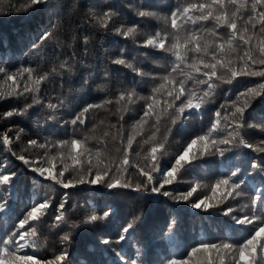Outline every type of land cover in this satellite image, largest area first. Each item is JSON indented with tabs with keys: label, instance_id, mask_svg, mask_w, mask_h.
<instances>
[{
	"label": "trees",
	"instance_id": "trees-1",
	"mask_svg": "<svg viewBox=\"0 0 264 264\" xmlns=\"http://www.w3.org/2000/svg\"><path fill=\"white\" fill-rule=\"evenodd\" d=\"M10 2L15 7H20L26 0ZM189 2L194 0H52L50 5L16 12L15 8H9V0H3L0 5V66L10 71L28 66L49 71L61 63L67 64L71 71L62 70L60 77L42 84L41 94L50 97L53 103L57 102L56 97L66 102L67 107L56 113L61 121L70 120L88 104L113 101L93 110L86 120V127H78L77 136L90 137L89 146L101 140L108 155L120 157V153L116 151L121 146L120 139L109 140L104 134H115L118 129L125 138L133 134V127L145 108V101L138 97L148 96L154 84L148 78H144L141 83V78L132 69L112 61L121 57L123 50L122 58L134 66L145 72L165 74L161 65L167 66L169 57L153 49L141 47L138 42L142 43L148 34L165 30L167 25L163 18L169 16L178 6ZM108 9L117 13L114 18L117 26L120 23L128 26L139 25L140 32L135 41L118 36L114 31L102 30L92 22L91 12ZM145 9L154 12L155 16H137L138 10ZM231 10L233 9L230 8L229 11ZM251 14L249 10L239 26H243ZM52 25H56L55 38L39 49L33 48L43 31ZM204 27L212 28L213 23L205 22ZM222 34L227 38L226 31ZM85 36L89 37L87 46L84 44ZM235 55L233 54L234 57ZM259 84H264V78L242 77L231 84H220L213 97L200 110L193 111L191 115L186 114L187 119L182 124L172 126L169 117H162L156 138L164 143L166 154L160 157L159 166L162 169L171 167L175 156L183 150L187 142L210 127L218 110L222 116L225 114L221 105L230 104L237 99L239 93ZM133 87L136 88L138 97L134 98L135 103L128 104V110L125 111L124 105L115 101L120 93ZM23 106V101H0V115ZM47 112V109L36 106L24 116L0 120V135L7 133L14 141L12 151L18 155L39 159L44 156V151L29 148L30 139L43 143L46 138L55 141L71 136V125L65 126L62 122L45 124ZM121 115L123 120L120 119ZM245 119L248 124L253 125L245 129V139L254 145L264 141V92L251 102L250 108L245 112ZM153 122L149 121L143 126V132L136 137L139 143L134 142L133 148L129 150L132 167L122 177L123 181L133 185L146 181V177L139 175L138 167L146 166L148 146L143 144V140L152 135ZM112 125H116V128L111 127ZM169 128L172 129L171 132L168 131ZM9 129L12 131L9 132ZM19 129L24 131L20 139L16 140ZM49 155H55V151H50ZM252 160L264 164V152L240 148L233 149L223 157L198 156L191 167L177 174V181L172 185H165L163 190L174 195L186 193L196 187L197 192L190 198L195 203L205 196L211 197L212 186L216 181L239 168L244 173L242 178L246 180V185L242 186L246 195L235 199L229 197L216 208L205 210L195 209L188 202H177L170 197L152 193L151 186L148 190L139 192L134 188L108 189L91 185L65 190L60 185L38 178L12 156L8 147L0 143V172L17 173L11 189L0 187V200L8 201V210L0 213V238H7L12 227L30 210L33 202L50 200L51 206L36 222L40 244L36 254L42 260L51 259L62 248H67L69 264H130L131 260H136L137 264H164L172 256L183 258L200 242H237L247 232L240 230L231 216H226L224 212L226 208H232V215H242L240 209L249 202L248 196L255 194V188H264V174L258 175L250 169ZM224 187L221 186V189ZM65 191L68 195L62 210L64 221L57 222L59 204L64 200ZM209 202L215 203L214 200ZM108 209L112 213L109 218L85 223L92 213L102 215ZM136 217L139 219H135ZM134 219V228L128 233L127 239L117 244L116 240L122 228ZM173 219L176 223L169 231V222ZM65 234L70 236V243L61 245L60 240ZM106 238L112 243H102ZM118 253L124 255L125 260L122 261ZM28 254L33 252L29 251Z\"/></svg>",
	"mask_w": 264,
	"mask_h": 264
},
{
	"label": "snow or ice",
	"instance_id": "snow-or-ice-1",
	"mask_svg": "<svg viewBox=\"0 0 264 264\" xmlns=\"http://www.w3.org/2000/svg\"><path fill=\"white\" fill-rule=\"evenodd\" d=\"M51 3L52 0H26L20 7H15L9 0V8L22 12ZM2 4L3 0H0V5ZM230 8L233 10L229 11ZM249 10L252 14L244 21L243 26H239V22ZM136 14L141 18L155 16L154 12L146 9L138 10ZM116 16L117 13L111 9L91 12L92 22L100 29L114 31L118 36L135 41L140 32L139 25L128 26L120 23L117 26L114 19ZM163 19L167 25L165 30L148 34L142 43H138L141 47L153 49L169 57L168 65H161V68L165 69V74L145 72L140 67L134 66L122 58L123 50L121 57L112 61L114 64L132 69L141 78V83L144 78H148L154 84L148 96L138 97L136 88L133 87L120 93L116 98L115 102L123 104L125 111L128 110V104L135 103L134 98L138 97L145 101L143 115L133 127V134L125 138L119 129L115 134L108 132L104 134L109 140L120 139L121 146L116 149L120 157L108 155L106 146L101 140L89 146L90 137L78 138L77 136L78 127H86V120L93 110L111 104L113 101L88 104L70 120L61 121L56 113L67 107L66 102L56 97L57 102L53 103L50 97L41 94L42 84L60 77L62 70L71 71L65 63H61L58 67L54 66L49 71H42L39 67L31 66L10 71L0 66V101L13 99L24 102L23 107L2 113L0 120L24 116L30 109L40 106L48 110L45 124L62 122L65 126L71 125V136L68 139L55 141L46 138L43 143L37 139H30L29 148L44 151V156L39 159L23 154L18 155L12 151L11 146L14 141L7 133L0 135V143L8 147L12 156L22 162L38 178L60 185L65 190L91 185L104 186L108 189L134 188L139 192L148 190L151 186L152 193L170 197L177 202H188L195 209L205 210L216 208L229 197L235 199L246 195L242 190L246 180L242 178L244 173L239 168L216 181L212 186L211 197L205 196L195 203H192L190 198L197 192L196 187L176 195L163 189L165 185H172L177 181V174L191 167L198 156L223 157L233 149L240 148L251 149L258 153L264 152V146H262L264 141L254 145L244 136L245 129L253 127L246 122L245 112L250 108L251 102L264 92V84L248 88L239 93L235 101L221 105V108L225 109V114L222 116L221 111L218 110L210 127L187 142L183 150L175 156L174 163L167 169L159 166L160 157L166 153L164 143L156 138V132L159 131L161 118L165 116L170 118L172 126L182 124L187 119V115L200 110L213 97L220 84H231L242 77L264 78V0H194L184 6H178ZM209 21L213 23V27H204V23ZM224 31L227 33V38L222 34ZM55 32L56 25L43 31L38 43L33 44V48L39 49L53 40ZM83 39L87 46L89 37L85 36ZM233 54H236L235 57ZM29 99L30 102H28ZM120 119L123 120V115ZM149 121H154L151 125L154 131L143 140V144L148 146L145 155L147 163L145 167H138L139 175L146 177V181L133 185L123 181L122 177L132 167L129 150L133 148L134 142L139 143L136 137L141 135L143 126ZM111 127L116 128V125ZM137 128L140 130L137 131ZM171 130V128L168 129L169 132ZM23 131L19 129L16 140L20 139ZM50 151H55V155H49ZM249 167L258 175L264 174V164L256 160H252ZM16 175V172H0V187L11 189ZM262 183H264V175H262ZM221 186L225 187L221 189ZM253 191L255 194L248 196L249 202L240 209L242 215H232L234 212L232 208H226L224 212L226 216H231L240 230L247 232L246 236L237 242H200L183 258L172 256L166 259L164 264H264V188H255ZM67 195L65 191L64 200L59 204L57 222L64 221L62 210L67 202ZM210 200H214L215 203H210ZM50 206V200L41 203L33 202L30 210L12 227L7 238H0V264H69L67 248H62L47 260L39 259L36 254L40 247L36 222ZM7 210V199L0 200V213ZM111 214V209L103 211L102 215L92 213L86 218L85 223L105 220ZM135 219L122 228L116 240L117 244L127 239L128 233L134 228ZM175 223L174 219L170 220L169 231ZM60 243L61 245L70 243V236L65 234ZM102 243L107 245L112 241L106 238ZM29 251L33 254L29 255ZM118 255L122 261L125 260L124 255L119 253ZM130 264H137V261L131 260Z\"/></svg>",
	"mask_w": 264,
	"mask_h": 264
},
{
	"label": "bare ground",
	"instance_id": "bare-ground-1",
	"mask_svg": "<svg viewBox=\"0 0 264 264\" xmlns=\"http://www.w3.org/2000/svg\"><path fill=\"white\" fill-rule=\"evenodd\" d=\"M22 181H23V179H22Z\"/></svg>",
	"mask_w": 264,
	"mask_h": 264
}]
</instances>
